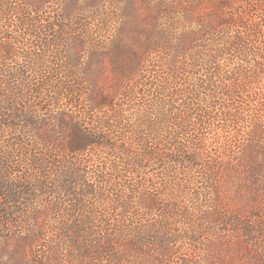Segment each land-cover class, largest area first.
I'll list each match as a JSON object with an SVG mask.
<instances>
[{
  "label": "trees",
  "instance_id": "trees-1",
  "mask_svg": "<svg viewBox=\"0 0 264 264\" xmlns=\"http://www.w3.org/2000/svg\"><path fill=\"white\" fill-rule=\"evenodd\" d=\"M45 1L0 0V243H29L28 264H143L136 224L196 212L225 250L262 247L264 224L220 202H264V0H69L51 20ZM85 54L107 55L118 103L83 92ZM80 96L91 126L58 107Z\"/></svg>",
  "mask_w": 264,
  "mask_h": 264
},
{
  "label": "rangeland",
  "instance_id": "rangeland-1",
  "mask_svg": "<svg viewBox=\"0 0 264 264\" xmlns=\"http://www.w3.org/2000/svg\"><path fill=\"white\" fill-rule=\"evenodd\" d=\"M69 0H46L43 8L47 15V19L51 20L55 14L63 13L64 4ZM153 0H134L133 9L138 10L139 13L149 10L148 3ZM156 1V0H154ZM113 2H119L114 0ZM82 6L76 8H70L76 14L90 13L94 10H114L113 4L109 0H101L97 3L96 0L91 1L86 5L85 1H81ZM171 10H181L176 7H172ZM91 56L85 54L82 59L81 71L82 74L92 76V80L87 83V88L83 90L86 92L91 91L93 96L98 97L100 94L115 93L114 100L119 102L121 98L120 86L115 89L114 85L110 83L113 79L110 71L109 59L105 54H97L95 61H91L93 68H88L87 64L90 62ZM85 88V87H84ZM89 90V91H88ZM59 108H68L74 110L75 107L81 109L83 114L82 122L91 126V115L85 111V101L82 97H78L74 103H60ZM211 138V137H210ZM209 138V139H210ZM6 140V137L5 139ZM218 150L217 146L212 149V152ZM100 162L109 161L104 157L91 158V167L100 164ZM220 208L222 211L227 212L226 215L234 214L235 220H242V222H252L253 224H264V202H253L246 199L239 200L234 198L221 199ZM239 215V216H238ZM203 217L199 213L192 212L186 220H176L177 224L173 220H167L165 217L159 218L153 217L154 220L148 222L141 221V224H136L135 231L130 232V235L125 239L124 243L131 244V236H137L140 232V237H137L138 242L148 244L149 249L143 246L142 252H132L131 255L144 259L143 264H180V260L187 259V264H259L261 260H264V240L261 242L262 247H252V249H241V251H227L222 247L220 242V236L225 235L221 226V221L215 223V220H211L209 223H202L199 219ZM241 217V218H239ZM222 222L225 219H221ZM203 224H205L203 226ZM152 227L154 231H147V228ZM208 228V231L203 235L204 228ZM142 228V229H141ZM143 228H145L143 230ZM141 229V231H140ZM230 229H232L230 225ZM173 235L181 236V239H175ZM131 237V238H130ZM187 238V239H186ZM190 239H194L196 242H192ZM198 238V239H197ZM176 241V242H175ZM253 245V243H252ZM29 243L17 244L14 241L7 243H0V264H28L32 259V253L29 247ZM152 246V248L150 247ZM130 259V258H129ZM128 259V261H130ZM127 261V259H126ZM137 264V263H136ZM139 264V263H138Z\"/></svg>",
  "mask_w": 264,
  "mask_h": 264
}]
</instances>
